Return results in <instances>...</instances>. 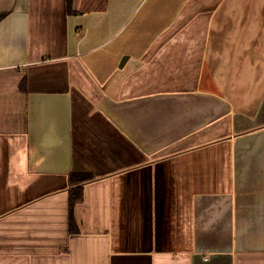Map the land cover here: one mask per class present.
I'll use <instances>...</instances> for the list:
<instances>
[{"label":"crops","instance_id":"obj_1","mask_svg":"<svg viewBox=\"0 0 264 264\" xmlns=\"http://www.w3.org/2000/svg\"><path fill=\"white\" fill-rule=\"evenodd\" d=\"M0 15V264H264V0Z\"/></svg>","mask_w":264,"mask_h":264},{"label":"trees","instance_id":"obj_2","mask_svg":"<svg viewBox=\"0 0 264 264\" xmlns=\"http://www.w3.org/2000/svg\"><path fill=\"white\" fill-rule=\"evenodd\" d=\"M4 17V15H0V20ZM93 180V176L88 174H80L76 176H72L71 178V186L72 189L69 195V203H70V220H71V228L73 229L74 224L76 223L74 217V210L77 204L83 201V188L84 184Z\"/></svg>","mask_w":264,"mask_h":264}]
</instances>
